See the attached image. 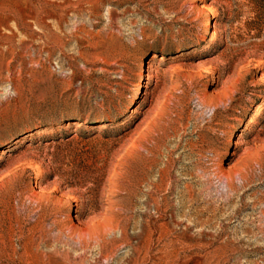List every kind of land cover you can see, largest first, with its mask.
<instances>
[{
    "label": "rangeland",
    "instance_id": "obj_1",
    "mask_svg": "<svg viewBox=\"0 0 264 264\" xmlns=\"http://www.w3.org/2000/svg\"><path fill=\"white\" fill-rule=\"evenodd\" d=\"M263 4L0 0V264H264Z\"/></svg>",
    "mask_w": 264,
    "mask_h": 264
},
{
    "label": "bare ground",
    "instance_id": "obj_2",
    "mask_svg": "<svg viewBox=\"0 0 264 264\" xmlns=\"http://www.w3.org/2000/svg\"><path fill=\"white\" fill-rule=\"evenodd\" d=\"M209 21L210 20L208 18L207 21H206V23H205L206 26L209 25V23H210ZM215 38H216L215 32H212V34H211V36L209 38L208 44L214 42ZM261 109H262V106H260L259 109L256 110L255 114L249 120V125H252V124L255 123V118L261 113Z\"/></svg>",
    "mask_w": 264,
    "mask_h": 264
},
{
    "label": "trees",
    "instance_id": "obj_3",
    "mask_svg": "<svg viewBox=\"0 0 264 264\" xmlns=\"http://www.w3.org/2000/svg\"><path fill=\"white\" fill-rule=\"evenodd\" d=\"M262 8L264 10V4H263V6H261V11H260V14H259V18H261V19L264 18V11H262Z\"/></svg>",
    "mask_w": 264,
    "mask_h": 264
}]
</instances>
